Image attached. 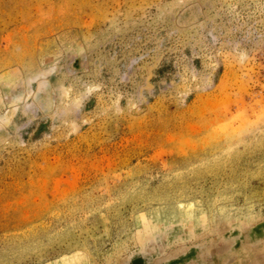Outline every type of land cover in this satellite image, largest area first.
Instances as JSON below:
<instances>
[{"label": "rangeland", "instance_id": "rangeland-1", "mask_svg": "<svg viewBox=\"0 0 264 264\" xmlns=\"http://www.w3.org/2000/svg\"><path fill=\"white\" fill-rule=\"evenodd\" d=\"M0 264H264V0H0Z\"/></svg>", "mask_w": 264, "mask_h": 264}]
</instances>
